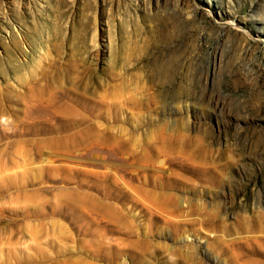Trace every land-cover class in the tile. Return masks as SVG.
<instances>
[{"label":"rangeland","instance_id":"1","mask_svg":"<svg viewBox=\"0 0 264 264\" xmlns=\"http://www.w3.org/2000/svg\"><path fill=\"white\" fill-rule=\"evenodd\" d=\"M0 264H264V0H0Z\"/></svg>","mask_w":264,"mask_h":264}]
</instances>
